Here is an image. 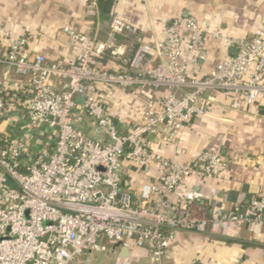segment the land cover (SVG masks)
<instances>
[{
	"label": "built area",
	"instance_id": "obj_1",
	"mask_svg": "<svg viewBox=\"0 0 264 264\" xmlns=\"http://www.w3.org/2000/svg\"><path fill=\"white\" fill-rule=\"evenodd\" d=\"M85 10L88 17L99 18L98 0H88ZM63 31L69 45L78 48L73 63L52 61L41 53L23 55L31 35L12 41L6 56L0 57L6 66L0 114L8 99L20 98L21 92L6 87L13 70L29 79L24 102L29 123L57 132L52 147L36 151L25 140L3 142L0 136V170L14 184L0 189V264H84L85 256L101 251L104 241L149 251L153 264H169L166 253L178 233L198 227L208 231L226 221L264 222V196L216 218L180 191L194 177L219 179L229 168L224 157L205 150L189 162H172L147 143L154 135L175 141L194 117L207 114L216 103L235 111L253 109L264 97V25L252 41L219 30L208 32L193 15L174 18L153 43L136 34L119 14L111 16L105 40L70 27ZM124 34L133 35L138 44L132 56L116 46ZM208 36L235 46L237 52L218 62L207 77L191 76L188 58L195 54L205 59ZM105 56L122 67L101 68ZM56 79L64 80L60 91ZM100 85L122 92L140 87L168 93L160 99V109L150 102L143 107L142 121L120 135ZM78 96L113 143L93 142L73 126ZM126 162L145 174L156 166L157 180L143 183L138 191L126 189Z\"/></svg>",
	"mask_w": 264,
	"mask_h": 264
},
{
	"label": "crops",
	"instance_id": "obj_2",
	"mask_svg": "<svg viewBox=\"0 0 264 264\" xmlns=\"http://www.w3.org/2000/svg\"><path fill=\"white\" fill-rule=\"evenodd\" d=\"M87 1L0 0V29L12 34L6 38L0 33V57L6 56L12 41L31 35L33 38L22 49L23 55L41 53L52 61L73 63L78 48L69 45L63 28L105 40L113 14L129 22L136 34L149 43L159 39L174 18L185 15L195 16L208 32L219 30L237 40L252 41L257 29L264 25V0H112L110 5L108 2L104 5L110 12L107 19L100 15L88 17ZM137 45L131 34L118 36L116 43L126 56H132ZM236 52L235 46L208 36L203 48L205 59L195 54L188 58L189 74L205 78L218 62ZM99 66L109 70L122 67L110 56L103 57ZM5 69L0 63V86ZM63 84L64 80H55L58 91ZM28 85V77L10 71L7 90L21 93L14 102L8 99L5 111L0 114V136L3 142L25 140L36 151L52 147L57 132L50 128L36 129L29 123L24 112ZM99 88L110 103L107 112L126 132L142 121L143 107L151 102L160 109V99L168 93L166 89L140 87L128 92L104 85ZM147 143L153 152L172 162H189L205 150L214 151L228 161L229 168L219 179L194 177L180 187L187 200L204 206L216 218L228 217L234 207L264 196V97L258 98L250 112L230 110L216 103L207 114L194 117L175 141L164 142L160 135H154L148 137ZM125 164L129 169L124 177L126 189L138 191L143 183L157 180L156 166L145 174L134 164ZM6 186L14 184L0 170V189ZM244 214L248 211L244 210ZM124 249L119 243L104 241L102 250L85 256L83 263L153 264L149 251L132 247L128 254H123ZM166 259L169 264H264V222L226 221L212 225L208 231L198 227L194 232L178 233Z\"/></svg>",
	"mask_w": 264,
	"mask_h": 264
},
{
	"label": "water",
	"instance_id": "obj_3",
	"mask_svg": "<svg viewBox=\"0 0 264 264\" xmlns=\"http://www.w3.org/2000/svg\"><path fill=\"white\" fill-rule=\"evenodd\" d=\"M72 124L75 128L86 133V136L93 142L100 144L113 143L112 139L104 134L96 118L87 113L84 108V99L80 96L76 98V108L73 112ZM124 128L123 125H117V131L120 135L126 134L132 127L127 132ZM123 254H128V249L125 248Z\"/></svg>",
	"mask_w": 264,
	"mask_h": 264
},
{
	"label": "trees",
	"instance_id": "obj_4",
	"mask_svg": "<svg viewBox=\"0 0 264 264\" xmlns=\"http://www.w3.org/2000/svg\"><path fill=\"white\" fill-rule=\"evenodd\" d=\"M106 2H108L107 4L110 5L112 3V0H98L100 16H102L103 19H107V16L110 14L109 10H108V12L105 10L104 5L106 4ZM34 127H36V129L46 130L45 127H42V126H34Z\"/></svg>",
	"mask_w": 264,
	"mask_h": 264
}]
</instances>
